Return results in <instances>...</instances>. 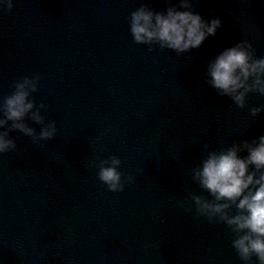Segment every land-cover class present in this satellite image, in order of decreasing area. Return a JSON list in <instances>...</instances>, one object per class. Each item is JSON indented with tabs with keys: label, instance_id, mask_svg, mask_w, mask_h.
Segmentation results:
<instances>
[{
	"label": "water",
	"instance_id": "water-1",
	"mask_svg": "<svg viewBox=\"0 0 264 264\" xmlns=\"http://www.w3.org/2000/svg\"><path fill=\"white\" fill-rule=\"evenodd\" d=\"M143 3L165 8V0H14L0 12V99L39 74L33 97L57 124L49 141L11 132L17 148L0 155V264H244L226 224L179 202L213 199L191 177L205 144L220 150L264 135V113L250 114L264 97L250 94L241 109L204 76L244 39L264 57V0H194L223 26L183 55L135 43L129 17ZM112 155L135 177L122 192L98 179L95 164Z\"/></svg>",
	"mask_w": 264,
	"mask_h": 264
},
{
	"label": "clouds",
	"instance_id": "clouds-1",
	"mask_svg": "<svg viewBox=\"0 0 264 264\" xmlns=\"http://www.w3.org/2000/svg\"><path fill=\"white\" fill-rule=\"evenodd\" d=\"M13 7L14 0H0V12ZM222 26L221 18L206 19L195 11L194 0H165L162 10L143 3L129 17V31L135 43L158 46L177 55L201 48ZM204 76L219 96H227L241 109L247 106L250 94L264 97V57L258 58L246 39L212 58ZM41 79L39 74L25 76L15 82L10 95L0 99V155L16 150V140L10 135L13 131L34 142L56 136V122H46L43 115L47 106L38 105L33 97L40 90ZM261 113L264 104L250 110L252 117ZM27 120L41 125L39 132ZM204 150L206 155L191 170V177L213 199L191 194L179 206L192 211L194 204L200 216L226 224L235 237L232 246L244 264H264V135L250 141L239 140L220 150L205 144ZM121 166L122 160L116 155L95 164L98 179L111 192H122L126 184L135 180L131 175L125 177Z\"/></svg>",
	"mask_w": 264,
	"mask_h": 264
}]
</instances>
